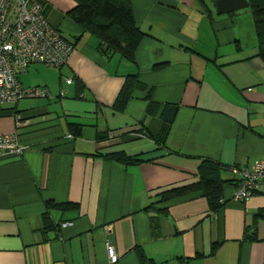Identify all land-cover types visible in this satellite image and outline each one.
<instances>
[{
  "label": "crops",
  "instance_id": "obj_1",
  "mask_svg": "<svg viewBox=\"0 0 264 264\" xmlns=\"http://www.w3.org/2000/svg\"><path fill=\"white\" fill-rule=\"evenodd\" d=\"M41 1L74 49L57 70L35 64L19 73L48 98L0 108V136L26 147L0 157V264H109L108 245L116 264H140L138 250L155 264H264V216L256 240L244 239L264 215V185L242 203L226 184L217 213L201 193L159 197L197 182L203 161L237 182L232 167L264 159V60L252 13L217 15L209 0H129L144 34L132 63L106 57L68 18L79 0ZM129 76L142 88L116 111ZM167 107L177 109L169 127ZM117 153L144 161L125 165Z\"/></svg>",
  "mask_w": 264,
  "mask_h": 264
},
{
  "label": "built area",
  "instance_id": "obj_2",
  "mask_svg": "<svg viewBox=\"0 0 264 264\" xmlns=\"http://www.w3.org/2000/svg\"><path fill=\"white\" fill-rule=\"evenodd\" d=\"M73 49V42L47 23L40 0H0V108L23 99L48 98L44 88L25 87L18 79L19 73L35 64L61 68L67 64ZM65 83L70 84L71 79ZM15 119L21 125L20 117ZM25 149L15 136H0V157L18 156ZM231 169L239 174L233 199L246 203L264 185V159L250 168L234 166ZM71 224L62 223L60 227ZM107 256L109 264L118 262L109 245Z\"/></svg>",
  "mask_w": 264,
  "mask_h": 264
},
{
  "label": "trees",
  "instance_id": "obj_3",
  "mask_svg": "<svg viewBox=\"0 0 264 264\" xmlns=\"http://www.w3.org/2000/svg\"><path fill=\"white\" fill-rule=\"evenodd\" d=\"M200 1L204 3L203 0ZM248 2L252 12L258 55L264 60V0H248ZM67 16L83 32L97 39L98 48L106 57L109 58L116 54L129 62H134L135 52L144 34L136 26L129 0H79L78 4L67 12ZM138 88H142V84L138 81L137 76L127 77L114 102L113 108L116 111H123L133 91ZM150 95H148L149 107L153 110L154 106L151 103ZM176 110V108H165L163 118L167 122L168 127L176 114ZM71 132L74 136H79L80 127L71 125ZM111 157L125 165L144 161L138 156L129 157L123 153H117ZM224 169L225 167L219 163L203 161L197 171V182L163 192L159 195L160 200L167 201L192 193H201L208 202L209 210L217 213L223 206V187L226 184H234V187L236 186L235 181L222 179L221 172ZM47 205L61 209L75 206L67 203L59 205L49 203ZM258 216L264 215L260 212L259 215L253 217L251 225L245 227V240H256L255 225ZM137 256L140 264H155L152 260L147 259L141 250L137 251Z\"/></svg>",
  "mask_w": 264,
  "mask_h": 264
},
{
  "label": "water",
  "instance_id": "obj_4",
  "mask_svg": "<svg viewBox=\"0 0 264 264\" xmlns=\"http://www.w3.org/2000/svg\"><path fill=\"white\" fill-rule=\"evenodd\" d=\"M217 15H227L250 7L248 0H209Z\"/></svg>",
  "mask_w": 264,
  "mask_h": 264
},
{
  "label": "rangeland",
  "instance_id": "obj_5",
  "mask_svg": "<svg viewBox=\"0 0 264 264\" xmlns=\"http://www.w3.org/2000/svg\"><path fill=\"white\" fill-rule=\"evenodd\" d=\"M240 13L241 14H243L244 15V13H247V14H249V15H251L250 13H252L251 12V8L249 7V8H246V9H242V10H240ZM245 19V17L244 16H242V20H244ZM246 21H243V23H245ZM199 45H197V47H198ZM45 67H47V66H45ZM48 68H53V67H49L48 66ZM53 69H55V70H57L56 68H53ZM47 75V73L46 72H44V73H35V72H31L30 73V76H31V78H34L35 80H37L35 77H39V78H44V76H46ZM30 78V79H31ZM66 81V80H65ZM40 88H43V87H40ZM35 100H39V99H23V100H20L19 102H24V104L25 103H29V101H35ZM20 103V104H21Z\"/></svg>",
  "mask_w": 264,
  "mask_h": 264
}]
</instances>
